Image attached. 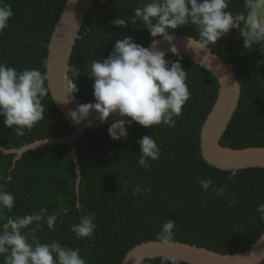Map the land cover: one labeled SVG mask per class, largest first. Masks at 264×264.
I'll return each instance as SVG.
<instances>
[{
  "label": "trees",
  "instance_id": "1",
  "mask_svg": "<svg viewBox=\"0 0 264 264\" xmlns=\"http://www.w3.org/2000/svg\"><path fill=\"white\" fill-rule=\"evenodd\" d=\"M67 0H6L14 12L9 27L0 35V60L18 69L40 68L47 60V44ZM140 0H94L79 31L69 58V85L75 83L74 97L81 103L94 102L89 64L107 58L117 39L124 35L147 46L152 40L146 26L132 22L133 9ZM147 2V0H144ZM226 11L236 19L231 29L215 45H210L225 63L236 70L240 95L235 112L220 138L223 147L242 149L264 147V45L244 47L250 13L246 0H228ZM122 18L125 26L110 21ZM199 39L193 27L172 31ZM187 71L191 97L177 117L176 126L146 128L133 122L128 138L113 140L110 124L86 129L76 142L80 172L78 195L76 171L68 144L46 145L23 153L13 166L14 154H0V183L15 195L11 215L39 212L58 215L56 231H49L46 220L33 222L22 231H32L41 242L58 240L76 247L88 264H122L125 254L135 245L158 240L163 223L174 219L172 241L183 242L223 254L244 252L264 230V220L256 211L264 203V168H245L235 174L219 170L205 162L200 152V128L217 97L218 82L210 72L189 58L169 54ZM79 69L80 75H73ZM47 86V82H46ZM44 119L23 136L8 128L0 117V148H19L47 137L68 135L73 126L56 108L50 93L44 98ZM152 135L161 148L160 158L144 169L138 163L137 139ZM211 178L203 190L200 181ZM139 185L150 191L133 195ZM227 186L224 196L216 189ZM235 200L233 204L232 201ZM78 205V206H77ZM95 216L97 228L91 239L77 240L70 225L81 214ZM4 222L0 219V224ZM41 229L36 228V224ZM31 240V237H29ZM160 258H146L143 264H160ZM2 260V257H0ZM181 264H188L181 261ZM259 264H264V260Z\"/></svg>",
  "mask_w": 264,
  "mask_h": 264
},
{
  "label": "clouds",
  "instance_id": "2",
  "mask_svg": "<svg viewBox=\"0 0 264 264\" xmlns=\"http://www.w3.org/2000/svg\"><path fill=\"white\" fill-rule=\"evenodd\" d=\"M246 7L250 13L247 30L242 32L245 37L244 47L264 45V0H246ZM228 0H140L133 9L132 22L138 19L147 28L151 37H163L171 41L172 31L190 26L198 34V40L189 39L186 47L207 49L210 45L226 35L231 29L238 27L231 12L226 11ZM14 12L6 0H0V35L9 27ZM115 26H125L122 18L110 21ZM155 41L150 47L135 42L134 37L124 35L117 39L113 50L107 58H97L89 64V77L92 81L94 102L77 105L69 109L67 118L73 124L84 122L85 127H91L93 121L88 119L95 111L94 119L101 123L107 121L111 115L115 119L107 131L113 140L128 138V128L133 122L146 128L176 126L177 117L183 114V107L191 97L187 79V71L179 60L165 59L166 53L157 50ZM174 54H179L175 46L171 48ZM43 69H18L0 60V117L8 128H14L17 135L23 136L26 130H31L39 121L44 119V98L49 94L46 82L49 80L48 60L42 63ZM73 75H80L79 69H72ZM69 93L78 91L75 83ZM140 146L137 163L144 169L152 167L151 161L160 158L161 148L152 135H144L137 139ZM205 191L212 185L211 178L200 181ZM150 189H141L137 185L132 194L143 195ZM227 186L216 189L217 196H224ZM232 203H235L233 199ZM15 207V195L7 190V182L0 183V264H88V261L76 247L61 244L58 240L41 242L32 231L25 234L33 222L46 220L49 231H56L58 215L41 207L39 212L30 214L9 215L5 219V212H11ZM256 211L260 219L264 220V203L258 204ZM176 222L169 219L161 226L158 239L162 244L171 245ZM37 229H41L39 223ZM97 228L95 216L81 214L78 222L70 225V231L75 239H91ZM42 230V229H41ZM31 237V240L29 239ZM254 254V253H253ZM155 259V257H149ZM136 264H143L137 258ZM160 264H181L178 257L165 255L160 258Z\"/></svg>",
  "mask_w": 264,
  "mask_h": 264
},
{
  "label": "water",
  "instance_id": "3",
  "mask_svg": "<svg viewBox=\"0 0 264 264\" xmlns=\"http://www.w3.org/2000/svg\"><path fill=\"white\" fill-rule=\"evenodd\" d=\"M93 2L94 0H67L47 44V60L51 65L47 87L56 108L72 124L71 132L66 136L36 140L19 148H0L1 155L14 154V166L16 160L28 150H35L46 145L68 144L76 171V195H78L80 181L76 142L86 129L107 125L119 118L110 114L107 121L101 123L94 119L96 113L93 111L92 115L88 117L93 121L91 127H85L84 122L73 124L71 119L67 118L68 110L75 109L77 105L81 104L73 93L68 91L71 89L68 80L69 58L75 41L79 38V31L85 16ZM171 35L173 36L171 41L159 37L152 40L146 47L152 46L155 41L154 47L169 55L174 54L171 48L175 46L179 53L177 55L189 58L210 72L218 82L217 97L200 128L202 158L207 164L219 170L231 171L232 174L245 168H264V147L234 149L223 147L219 142L235 112L240 95V84L233 65L225 63L210 48L200 50L196 47L195 42L192 48H187L188 40H195L194 37L181 34ZM171 243V245H166L158 240L139 243L125 254L122 264H136L137 258L144 261L149 257L156 258L165 255L178 257L180 261L188 264H259L264 260V230L248 250L234 254H223L183 242L172 241Z\"/></svg>",
  "mask_w": 264,
  "mask_h": 264
},
{
  "label": "crops",
  "instance_id": "4",
  "mask_svg": "<svg viewBox=\"0 0 264 264\" xmlns=\"http://www.w3.org/2000/svg\"><path fill=\"white\" fill-rule=\"evenodd\" d=\"M248 24H249V23L246 24V28H245V30H247V28H248Z\"/></svg>",
  "mask_w": 264,
  "mask_h": 264
},
{
  "label": "rangeland",
  "instance_id": "5",
  "mask_svg": "<svg viewBox=\"0 0 264 264\" xmlns=\"http://www.w3.org/2000/svg\"><path fill=\"white\" fill-rule=\"evenodd\" d=\"M249 19H250V18H249ZM249 19L247 20V23H249ZM247 23H246V24H247Z\"/></svg>",
  "mask_w": 264,
  "mask_h": 264
}]
</instances>
